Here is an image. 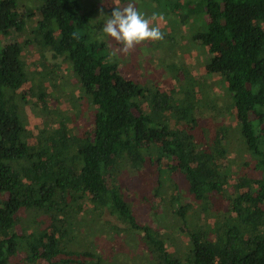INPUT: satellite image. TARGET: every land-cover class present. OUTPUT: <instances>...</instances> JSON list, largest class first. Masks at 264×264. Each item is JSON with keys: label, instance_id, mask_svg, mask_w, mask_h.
I'll return each instance as SVG.
<instances>
[{"label": "trees", "instance_id": "1", "mask_svg": "<svg viewBox=\"0 0 264 264\" xmlns=\"http://www.w3.org/2000/svg\"><path fill=\"white\" fill-rule=\"evenodd\" d=\"M34 1L0 0V264H264V0L174 7L204 12L192 38L235 120L206 114L199 89L142 81L141 55L112 56L79 0ZM32 48L65 66L45 78L62 92L54 105L80 107V127L48 105ZM30 78L41 113L23 110Z\"/></svg>", "mask_w": 264, "mask_h": 264}, {"label": "rangeland", "instance_id": "2", "mask_svg": "<svg viewBox=\"0 0 264 264\" xmlns=\"http://www.w3.org/2000/svg\"><path fill=\"white\" fill-rule=\"evenodd\" d=\"M79 1L83 3L85 8L93 9V17L96 18V21L100 23L103 22V26L106 21V16H99V10L101 8L106 11V9L113 6L123 7L126 6L129 2H134L138 10L141 11L146 17L153 18V24L160 26L161 30L165 34V38L163 41L143 42L142 44L136 46L132 50V52L128 54V56L132 58L136 57V55H141L140 60L142 66H139V69L140 73L143 74L142 81L147 82L148 79L149 85H153L161 91H165L167 89L171 90V85L172 88H176V84L177 89L179 87H182V90L186 89V91H189L191 93H193L196 89H199L200 92L205 94V103H202V106H206V114H209L210 117H214L217 119V114H222L224 112L226 116L230 117L231 115H233L235 120L234 112L232 113V109H230V107L232 106L231 104L229 105L228 97H225L223 85L218 81L219 77L215 74H207L205 72L206 65H208V63H206L207 58L205 47L201 44H197L192 38L195 33L204 32L205 30V23L207 19L202 10H200L196 15L188 16L187 18L183 19L182 16L185 13L177 10L174 7L175 5H183L188 0ZM196 4H198V0H196L193 7H195ZM35 6H38L37 3H34L33 7ZM26 29H29V26H26L25 30ZM107 39L110 41L113 49H118L120 47V45L111 40V38L107 37ZM114 43H116L118 46L115 47ZM143 53L145 54V57L142 56ZM119 55L122 58H126V55ZM26 61L28 66L30 67V71L36 69L39 72L40 76L38 80V86L44 89L47 94H50L47 102L49 103V106H52V110L60 114H62L63 111L72 112L74 116V122L72 123V125L75 127H80V125L82 124L81 122H83V112H81L80 109L78 110V108L80 107L77 108V104H75L74 108L68 107V103L66 101H62L61 104L54 105L53 96H56L55 99H61L62 92L59 88L56 87V84H54L53 81H48L45 78V74L47 71H49V73H51V76H53L54 78L55 76L60 75V72L61 74H64L63 72H65V66L61 65L59 60H54L48 52L45 53V58H41L39 52L33 50V48L26 56ZM56 64H58L59 67L61 66V68L55 69ZM203 73L205 75H203ZM55 82L58 83L59 78H56ZM33 84L34 79L30 78L29 85L26 88L27 91L24 94L26 104L23 105V110H26L24 112H28L29 114L33 112H43V110H40L37 107V97L31 96V94L29 93V90L33 87ZM72 85L73 80L70 77H67L63 84V87L65 89L64 94L72 98L73 102H77V99L73 98L76 93L73 92ZM220 107L222 108L221 112L217 110V108ZM208 118L209 117H207L206 119L209 122L210 120ZM30 119H33L34 123L37 122V120L32 118V116ZM206 119H200V124H204V121H207ZM227 122L229 121L221 116V118L217 120V122L213 123V126H219ZM38 124L40 125L39 121ZM38 132L40 134V131ZM234 139L235 140H233V143L236 144L239 139H237L236 137H234ZM126 186L130 187L129 189H131L132 185L129 182H126ZM104 220L108 221L111 224H116L114 217L109 215L108 213H105ZM161 222L166 223L169 228H172L170 215H165L163 217V220L161 218ZM169 233L170 232H168V234ZM177 239L180 240L179 238ZM169 240L170 241L168 243V246L173 250L174 239L171 240L170 238ZM178 244L180 243L175 239V246H177ZM180 249L184 254L185 250L182 247V244H180ZM135 259L140 260V258Z\"/></svg>", "mask_w": 264, "mask_h": 264}, {"label": "clouds", "instance_id": "3", "mask_svg": "<svg viewBox=\"0 0 264 264\" xmlns=\"http://www.w3.org/2000/svg\"><path fill=\"white\" fill-rule=\"evenodd\" d=\"M99 12V16H106L107 19L102 28L103 35L98 38L103 40L107 36L120 45L111 54L112 56L117 53L128 55L143 42L163 41L165 38L161 27L154 25L153 18L146 17L138 10L134 2H129L123 7L115 6L110 15H105L103 8ZM70 35L79 39L77 33Z\"/></svg>", "mask_w": 264, "mask_h": 264}]
</instances>
